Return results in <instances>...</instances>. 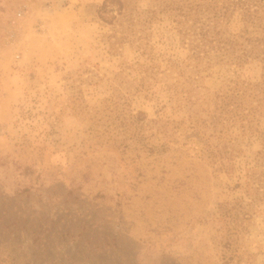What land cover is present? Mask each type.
I'll use <instances>...</instances> for the list:
<instances>
[{
    "label": "rangeland",
    "instance_id": "1",
    "mask_svg": "<svg viewBox=\"0 0 264 264\" xmlns=\"http://www.w3.org/2000/svg\"><path fill=\"white\" fill-rule=\"evenodd\" d=\"M103 1L0 0V264H226L218 204L244 195L248 169L259 199L240 263L264 264V116L211 137L235 166L217 169L154 73L188 53L172 16L132 0L139 31L112 47ZM202 75L214 90L235 72Z\"/></svg>",
    "mask_w": 264,
    "mask_h": 264
},
{
    "label": "trees",
    "instance_id": "2",
    "mask_svg": "<svg viewBox=\"0 0 264 264\" xmlns=\"http://www.w3.org/2000/svg\"><path fill=\"white\" fill-rule=\"evenodd\" d=\"M154 4L147 11L151 21L168 12L188 51L182 61L169 59L164 69H157L156 78L171 91L176 107L190 112L189 127L205 141L201 155L212 159L217 169L231 172L235 168L232 153L213 145L211 137L222 142L232 127L242 135L252 134L264 116V0H155ZM98 13L112 27L108 40L115 47L133 41L144 11H139L132 0H104ZM235 18L242 26L233 32L230 23ZM215 66L233 69L235 76L214 90L205 89L199 84L202 73ZM254 68L258 69L254 79L240 73ZM109 99V106L116 105L112 97ZM207 130L211 131L208 135ZM247 172L245 184L236 185L243 188L244 195L218 204V245L226 264H242L240 239L253 218L251 202L259 199L257 172Z\"/></svg>",
    "mask_w": 264,
    "mask_h": 264
}]
</instances>
